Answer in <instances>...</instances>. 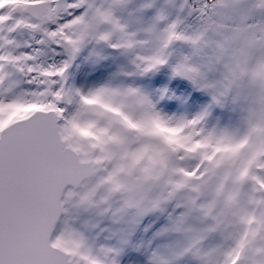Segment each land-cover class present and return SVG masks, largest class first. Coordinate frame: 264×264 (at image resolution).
<instances>
[{
  "label": "snow or ice",
  "instance_id": "1",
  "mask_svg": "<svg viewBox=\"0 0 264 264\" xmlns=\"http://www.w3.org/2000/svg\"><path fill=\"white\" fill-rule=\"evenodd\" d=\"M148 216L146 264H264V0H0V264Z\"/></svg>",
  "mask_w": 264,
  "mask_h": 264
},
{
  "label": "rangeland",
  "instance_id": "2",
  "mask_svg": "<svg viewBox=\"0 0 264 264\" xmlns=\"http://www.w3.org/2000/svg\"><path fill=\"white\" fill-rule=\"evenodd\" d=\"M77 83L79 84V78H77ZM210 99V98H209ZM163 103V101L161 102ZM172 103V101H169ZM198 109L190 110L192 112L197 111ZM175 111V110H173ZM221 111V110H217ZM92 224L100 223L101 227L104 228L107 225V221H102L97 217H90ZM156 220L153 216L145 217L143 222L139 225L138 229L132 234L129 238L127 233H121L120 239L127 238L129 239V243L124 245L119 242V240L113 236L112 231H105L103 236L101 237L102 240L110 243L114 247L120 248V255L118 257V264H146L147 257L145 255L144 249L151 246V247H167L168 245L172 244V240L162 239V238H155L152 239L153 233L156 229H158L161 224L162 220L156 221V223L152 224L151 222ZM151 227L148 231H145L146 226Z\"/></svg>",
  "mask_w": 264,
  "mask_h": 264
}]
</instances>
